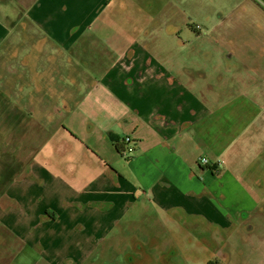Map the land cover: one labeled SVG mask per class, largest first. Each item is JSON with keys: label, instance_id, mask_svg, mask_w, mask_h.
<instances>
[{"label": "crops", "instance_id": "crops-1", "mask_svg": "<svg viewBox=\"0 0 264 264\" xmlns=\"http://www.w3.org/2000/svg\"><path fill=\"white\" fill-rule=\"evenodd\" d=\"M219 4L207 11L210 17L206 29L192 26L196 35L192 41L179 37L176 31L181 26L177 23L172 29L167 25L162 29L176 46V41L180 44L168 59L151 54L135 59L123 53L114 67L124 74L113 84L115 74L110 76V84L96 81L87 86L62 77L67 90L75 85L76 93L86 96L87 102L77 108L80 122L70 133L63 163L58 151L64 144L37 124L31 126L35 132L59 145L50 151L52 156L36 149V161L25 180L16 176L12 181L5 179L0 221L24 244L8 264L92 261L113 228L112 217H98V212L105 209L109 213L115 207L110 198L126 201L121 210L124 213L138 202L146 204L144 193H150L154 209L144 220L146 224L151 222V227L134 221L131 226L138 231L144 229L148 236L159 228L165 237L177 229L181 232L184 217L200 218L212 227L228 229L246 212L264 206V0H219ZM83 6L87 4L78 6L71 0H0V19L4 24L9 14L19 13V22L27 21V30L48 35L46 41H39L47 47L52 43V55L59 49L69 53L71 47L73 54L76 48L86 58L89 52L80 47L91 44L100 48L107 40L99 37V26H93L99 10L89 13ZM103 8L100 5V14ZM66 13L72 15L68 26ZM165 22L172 24L170 18ZM5 31L0 25V38H4ZM86 32L92 34L83 38ZM33 38L27 35L30 42ZM54 91L63 93L59 88ZM94 95H99L101 101L97 111L92 110ZM120 107L127 110L126 114L113 118ZM122 119L131 122L134 131L122 136L121 143L113 144L114 156L98 153V144L89 145L96 134L104 138L117 132ZM254 126L257 130L251 135L253 142H244L242 134ZM125 138L132 140L134 152L123 157L117 148L125 149ZM77 146L79 162L67 161ZM198 157L211 160L210 167L195 170L193 162ZM247 157L252 161L253 174H260L253 178V188L241 185L250 165ZM23 169L21 166L19 172ZM79 170L96 176L95 188L100 192L109 189L114 196L88 197L74 192L78 198L73 200L61 198L66 194L61 192L56 197V183L76 184ZM47 175L55 180L45 188L44 197L36 194L34 198L31 191L27 193L28 183L43 189L40 185H44ZM104 201H110L111 207L104 208ZM87 209L92 210L90 214ZM46 211L54 221L44 217ZM192 230L199 231V238L212 234L199 223ZM68 233L73 241L64 248ZM132 238L139 239L136 235ZM260 247L264 248V239Z\"/></svg>", "mask_w": 264, "mask_h": 264}, {"label": "rangeland", "instance_id": "rangeland-1", "mask_svg": "<svg viewBox=\"0 0 264 264\" xmlns=\"http://www.w3.org/2000/svg\"><path fill=\"white\" fill-rule=\"evenodd\" d=\"M71 2L78 6L87 4L83 7L89 13L100 11V5H104L103 14L98 11L93 26H99V37L107 41L100 48L99 45L91 44L80 47L89 52L85 54L86 58L80 56L76 48L73 54L74 48L71 47L68 49L69 53H63L59 49L52 55L54 49L52 43L47 47L39 41V39L46 41L48 35L40 30H27V21L19 22L21 18L19 13L9 14L4 24H1L0 19V25L6 30L4 38H0V142L4 147V151L0 152V200H3L1 191L5 179L12 181L15 176L18 180L28 178L36 161L35 151L38 147L45 156H52L50 151L54 152V147L59 145L53 144L45 134L35 132L31 126L38 124L45 127L43 130L51 133L53 139L64 144L58 151L59 161L63 163L68 153L70 133L76 130L78 126L76 123L80 122L81 113L77 108L85 106L87 101L86 96L76 93L75 85H72L71 91L67 90L62 77L65 76V81L68 77L87 86L88 83L93 84L96 81L110 84L109 78L115 74L116 78L111 83L113 84L121 74H124L122 71L119 73L114 67L123 53L135 59L148 54L168 59L175 55L180 44L176 41V46L174 40L167 37L162 29L166 25L172 29L177 23V26H181V30L176 31L179 37L192 41L196 38L194 31L191 30L192 26L199 25L206 29L210 17L207 11L220 5L219 0H71ZM169 18L172 24L165 22ZM69 19H72V15L68 17L66 13V26ZM91 34L92 32H86L83 38ZM27 35L34 36L33 42L27 39ZM77 59L79 63L76 62ZM56 88L61 89L63 93L54 91ZM91 99L92 110L97 111L101 105L99 95H94ZM118 110L120 111L113 115V118L121 117L120 113L127 112L123 107ZM256 130L254 126L244 132L242 134L244 142L252 143L251 135H254ZM116 131L102 137L103 139L96 134L90 139L89 145L92 147L98 144L96 149L98 153L114 156L116 153L113 144L121 143L122 136L127 133L132 134L134 126L122 119ZM79 150L77 146L67 157V161L79 162ZM114 158L116 160V157ZM205 159L207 158H196L193 162L194 169L202 168ZM246 160L250 165L243 173L241 185L253 188V178L260 174L259 172L253 174L252 161L248 157ZM21 166L24 169L20 173ZM44 179V185H40L43 189H39L35 183H28L25 186L27 193L31 191L30 195L34 198L36 194L40 198L44 197L45 188H49L55 178L47 175ZM76 179V184L73 181L57 182L55 196L59 198L61 192H66L61 198L73 200L78 198L79 194H86L88 197L99 194L114 196L109 189L103 192L97 190L95 182L98 178L89 172L79 170ZM86 185L88 187L85 188ZM74 192L78 195L73 194ZM144 195L147 199L146 204L138 202L128 210L125 209L124 213H121V210L127 205L125 200L110 198L113 202L104 201V208H110V203L115 207L109 213L105 209L103 213L98 212V217H112L113 228L107 235L109 239L103 240L99 259L94 264H130L129 257L138 245L142 248L135 255L134 264H207L210 260L221 257L223 259L220 261L227 264H264V253L260 252L259 246L260 240L264 238V222L258 223L256 227L254 223L252 226L249 224V227L244 225L241 230L242 233H250V226L256 228L255 236L258 240L254 239L251 244L249 242L242 244L239 234L232 232L233 236L229 238L230 246L222 250L215 248L211 238H199V231H190L191 227L198 223L207 230H212L211 224L200 218L184 217L181 232L179 233V229L176 233L172 231V236L168 234L165 237L159 228L154 229L152 235L148 236L144 229L138 231L131 226L134 221L143 227H151V222L146 224L144 219L151 217L153 213L154 205L150 202L152 195L150 193ZM5 209L9 210L10 207ZM87 211L90 214L92 210ZM2 223L4 222L0 221V264H8L24 244L20 241L21 238L17 239L15 234L11 235ZM70 233L65 236L64 248L73 241ZM132 235L138 236L139 239L132 238ZM54 247L57 249L59 244Z\"/></svg>", "mask_w": 264, "mask_h": 264}, {"label": "flooded vegetation", "instance_id": "flooded-vegetation-1", "mask_svg": "<svg viewBox=\"0 0 264 264\" xmlns=\"http://www.w3.org/2000/svg\"><path fill=\"white\" fill-rule=\"evenodd\" d=\"M132 145H133V142L130 138H125L124 139V142H123V146H125V149L121 148V152L119 153L121 156L125 157L127 155H130L134 152L133 148H132ZM4 148L3 145L1 144L0 142V148ZM129 150H131V152H129ZM210 159H212L210 156H209ZM206 160V164H204L202 167L204 168H209L210 167V161L207 159ZM263 194H264V190H263ZM4 200H0V204L3 202ZM263 202H264V199H263ZM246 212V211H245ZM247 214H244L241 219L239 221H237V224L236 223H232V225L228 228V229H223V228H220V227H217V226H214L212 228V234L208 235V236H204V237H200V238H211L212 241H213V244L215 246V248H221L224 249L228 246H230V240L229 238H231L233 235H232V232H237L239 235V239H240V242L242 244H246L245 242H249L250 244L252 243V241L254 239H257V237L255 236L257 234L256 232V228L253 229L252 226V223L255 224V227L256 225H258V223L264 221V206H257L254 211L252 212H246ZM44 217L49 220V221H54V218L52 216L51 213H49L48 211L45 212V215ZM255 218L257 220H255ZM186 219V218H185ZM249 224L251 225L250 226V229H251V232L250 233H242L241 230H243V226L244 225H247L249 227ZM195 225V224H194ZM193 225V226H194ZM264 238H262L260 240V243L263 241ZM258 240V239H257ZM260 243H259V246H260ZM142 248V246H139L137 247L136 249H134V253L132 255H130L129 257V263L130 264H134L135 261H136V258H135V255L137 253H139L140 249ZM261 250L260 252H263L264 253V248L260 247ZM101 250L102 248L98 249L97 252L95 253L96 256H93V260L92 261H88L87 264H94L98 259H99V256H100V253H101ZM135 250H138V252H136ZM220 255V254H219ZM222 256V254H221ZM220 259H223L222 257ZM220 259H217V260H210L207 264H227V263H223L220 261ZM64 264H67V263H64ZM72 264H76V263H72Z\"/></svg>", "mask_w": 264, "mask_h": 264}, {"label": "built area", "instance_id": "built-area-1", "mask_svg": "<svg viewBox=\"0 0 264 264\" xmlns=\"http://www.w3.org/2000/svg\"><path fill=\"white\" fill-rule=\"evenodd\" d=\"M129 152H131V150H129ZM203 162H204V164H206V163H207V162H206V160H204Z\"/></svg>", "mask_w": 264, "mask_h": 264}, {"label": "trees", "instance_id": "trees-1", "mask_svg": "<svg viewBox=\"0 0 264 264\" xmlns=\"http://www.w3.org/2000/svg\"><path fill=\"white\" fill-rule=\"evenodd\" d=\"M117 150H118L119 153L121 152V150L119 148H117Z\"/></svg>", "mask_w": 264, "mask_h": 264}]
</instances>
